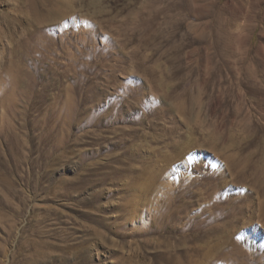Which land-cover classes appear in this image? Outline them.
Returning <instances> with one entry per match:
<instances>
[{
    "label": "rangeland",
    "instance_id": "374dc122",
    "mask_svg": "<svg viewBox=\"0 0 264 264\" xmlns=\"http://www.w3.org/2000/svg\"><path fill=\"white\" fill-rule=\"evenodd\" d=\"M0 264H264V0H0Z\"/></svg>",
    "mask_w": 264,
    "mask_h": 264
},
{
    "label": "bare ground",
    "instance_id": "6f19581e",
    "mask_svg": "<svg viewBox=\"0 0 264 264\" xmlns=\"http://www.w3.org/2000/svg\"><path fill=\"white\" fill-rule=\"evenodd\" d=\"M250 12V11H249ZM239 25V24H238ZM231 163V162H230ZM238 164V163H237ZM232 165H234V164H232ZM229 168V167H228ZM233 168V167H232ZM236 168V167H235ZM234 168V169H235ZM231 169V168H230ZM236 170V169H235ZM241 176V175H240ZM235 204V203H234ZM234 207V206H233ZM223 218V217H222ZM226 224V223H225ZM224 226H226V225H224ZM229 230H231V229H229ZM223 231V230H222ZM242 233V232H241ZM221 234V233H220ZM224 234V233H223ZM228 234V233H227ZM222 236V235H221ZM227 237V236H226ZM226 237L225 238H222V240H226ZM221 241V240H220ZM219 241V242H220ZM223 242V241H222ZM221 243V242H220ZM219 247V246H218ZM215 250H216V248H214ZM237 250H234V248H231L230 250H229V254L231 255V259L233 260V258H232V255L233 254H235V252H236ZM239 253V252H238Z\"/></svg>",
    "mask_w": 264,
    "mask_h": 264
},
{
    "label": "snow or ice",
    "instance_id": "6c2138e0",
    "mask_svg": "<svg viewBox=\"0 0 264 264\" xmlns=\"http://www.w3.org/2000/svg\"><path fill=\"white\" fill-rule=\"evenodd\" d=\"M237 238H239V237H237Z\"/></svg>",
    "mask_w": 264,
    "mask_h": 264
}]
</instances>
